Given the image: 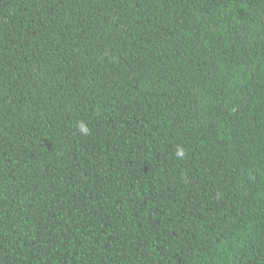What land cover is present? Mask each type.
<instances>
[{"label": "trees", "instance_id": "1", "mask_svg": "<svg viewBox=\"0 0 264 264\" xmlns=\"http://www.w3.org/2000/svg\"><path fill=\"white\" fill-rule=\"evenodd\" d=\"M0 264H264V0H0Z\"/></svg>", "mask_w": 264, "mask_h": 264}, {"label": "clouds", "instance_id": "2", "mask_svg": "<svg viewBox=\"0 0 264 264\" xmlns=\"http://www.w3.org/2000/svg\"><path fill=\"white\" fill-rule=\"evenodd\" d=\"M79 131L83 135H88V134H90L91 130L87 127V125L85 123L81 122L80 125H79ZM177 155L180 156V157H183V155H184L183 149H179L177 151Z\"/></svg>", "mask_w": 264, "mask_h": 264}]
</instances>
